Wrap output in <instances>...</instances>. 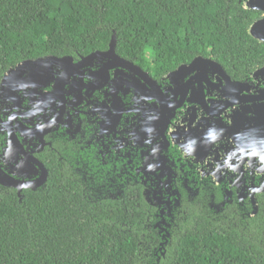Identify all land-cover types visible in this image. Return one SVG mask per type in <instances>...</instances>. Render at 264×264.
Instances as JSON below:
<instances>
[{"label":"trees","instance_id":"1","mask_svg":"<svg viewBox=\"0 0 264 264\" xmlns=\"http://www.w3.org/2000/svg\"><path fill=\"white\" fill-rule=\"evenodd\" d=\"M261 14L242 0H0V78L25 59L105 50L114 32L119 56L158 74L202 55L241 79L264 64L248 32ZM49 172L43 187L0 198V264H264V200L242 223L189 209L161 247L140 191L96 197Z\"/></svg>","mask_w":264,"mask_h":264},{"label":"flooded vegetation","instance_id":"2","mask_svg":"<svg viewBox=\"0 0 264 264\" xmlns=\"http://www.w3.org/2000/svg\"><path fill=\"white\" fill-rule=\"evenodd\" d=\"M125 59L155 83L97 57L74 70L54 66L37 90L16 84L0 91V198L43 187L54 167L69 171L96 197L140 191L154 207L152 228L160 239L171 237L175 221L193 208L221 223L256 217L264 200V161L253 149V132L238 127L224 134L239 105L226 104L240 99L223 96V81L203 83L202 95L197 83L188 88L183 80L177 87L170 74L178 65L158 74ZM252 71L241 79L226 72L246 81L252 93L258 84ZM60 79L66 82L59 87ZM140 88L153 95L140 96ZM59 111L60 119L48 126ZM213 119L221 127L212 129ZM256 149L264 153L261 145Z\"/></svg>","mask_w":264,"mask_h":264},{"label":"water","instance_id":"3","mask_svg":"<svg viewBox=\"0 0 264 264\" xmlns=\"http://www.w3.org/2000/svg\"><path fill=\"white\" fill-rule=\"evenodd\" d=\"M242 5L247 9H254L262 12L260 18L256 19L250 24L248 32L253 38L260 42H264V0H242ZM115 41V33L112 32L107 49L102 51L96 50L87 54L86 56H81V59L76 63L72 62L73 58L71 55H45L22 60L14 66L9 67L2 74L0 78V91L4 90V87L7 85L15 86L16 84L25 89L32 87L37 90L41 86H44L51 79V73L54 66L68 67L70 70L72 68V70H74L87 66L97 57H107L112 63L117 62L122 64L136 73H141L149 80L150 78L147 73L142 72L139 67L135 66L131 62H128L125 58L119 56L116 53ZM250 74L254 81L258 83L257 86L253 88L252 93H250V91L248 92L249 86L246 81L232 79L219 62L209 57L198 55L189 62L179 64L170 74V78L177 87H179L178 85H180V82L183 80H185V86L188 88L197 83L200 85V94L203 92V83L207 81L222 83L223 81L225 83L223 85V96L228 98V101L230 98L240 99L234 103L227 102L226 104V107L234 106L235 104L239 105L229 114L230 124L225 127L227 131L224 134H230L228 128L237 130L239 127V130L242 131H252L253 137L256 140L254 141L253 149L255 150V154L264 161V153H259V151L256 149L257 146L259 147V145L264 147V64L252 71ZM185 77L187 78L185 79ZM150 80V83L154 82ZM60 81L62 82L59 87L66 82L62 79H60ZM154 90H156L158 94H162V96L165 95V92L161 93L157 86ZM142 94L147 97L148 94L152 93H150V91H148L146 88H140V96ZM35 112H37V110H35ZM62 112L63 111H59L56 118L51 121L48 126L50 124L52 125L53 123H56L60 119ZM236 119L238 120L234 123ZM163 123L164 125L162 126V131L167 127V118ZM44 124H41L39 127H42ZM219 127H221L220 119H213V125L211 124V128L214 129ZM262 168H264V163ZM43 179L38 182V185L43 182ZM11 185L17 186L18 188L23 186L21 184H16L15 182L11 183ZM31 185L24 184L25 187H30ZM167 237L168 234L164 236L163 241L160 244L161 247L167 242Z\"/></svg>","mask_w":264,"mask_h":264}]
</instances>
